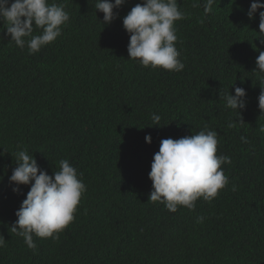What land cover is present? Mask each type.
Here are the masks:
<instances>
[{"label": "trees", "instance_id": "trees-1", "mask_svg": "<svg viewBox=\"0 0 264 264\" xmlns=\"http://www.w3.org/2000/svg\"><path fill=\"white\" fill-rule=\"evenodd\" d=\"M56 2L69 22L36 54L10 41L0 22V264H264V84L254 70L264 9L249 19L252 0H215L205 15L202 0H178L185 67L171 72L128 59L123 17L141 0L114 9L110 24L95 0ZM235 87L246 91L240 114L222 98ZM205 126L218 134L217 155L231 158L222 165L229 184L210 203L198 199L194 211L147 202L160 141ZM17 145L49 175L68 159L87 189L59 238L34 236L35 250L11 233L30 189L21 185L18 194L9 183Z\"/></svg>", "mask_w": 264, "mask_h": 264}, {"label": "clouds", "instance_id": "clouds-1", "mask_svg": "<svg viewBox=\"0 0 264 264\" xmlns=\"http://www.w3.org/2000/svg\"><path fill=\"white\" fill-rule=\"evenodd\" d=\"M125 3L126 0H95L93 7L104 14L103 23L110 24L118 16L114 9ZM214 3L215 0H202L205 15L212 11ZM192 6L201 7V0H193ZM259 9H264V3L252 0L246 13L249 19H254ZM69 19L65 5L56 0H0V22L6 28L4 35L10 36V41L20 49L27 48L30 55L53 43ZM182 19L185 14L178 0H141L135 4L123 17V28L129 35L128 59L144 68L182 71L185 65L176 47L175 28V22ZM37 31L39 34L34 35ZM259 38L264 44V11H259ZM254 70L260 85L264 84V51L256 58ZM245 97V89L235 87L234 94L229 91L222 98L226 108L240 114L246 107ZM258 107L264 113V87L258 96ZM160 120L159 115L152 114V125H160ZM233 126L229 122L228 127ZM217 135L215 130L205 126L196 134L162 139L148 173L152 189L147 202L162 204L174 213L180 207L194 211L198 199L210 203L216 198L229 184L222 165L231 163L230 157L217 155ZM241 139L247 142L246 138ZM145 141L151 143V134H146ZM11 155L16 165L9 177L13 192L19 194L21 185H30L26 198L15 212L17 219L11 224V233L22 237L27 247L35 250L34 236L57 240L74 220L86 185L68 159L60 160L59 170L49 175L27 148L17 145ZM232 191H236L235 185ZM204 219L197 216L196 222L203 223ZM5 240L0 235V247L5 246Z\"/></svg>", "mask_w": 264, "mask_h": 264}]
</instances>
